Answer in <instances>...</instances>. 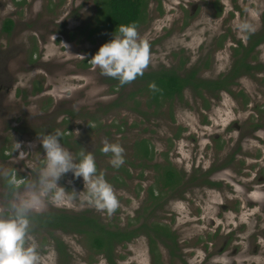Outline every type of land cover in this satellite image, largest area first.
I'll return each instance as SVG.
<instances>
[{"label": "rangeland", "instance_id": "rangeland-1", "mask_svg": "<svg viewBox=\"0 0 264 264\" xmlns=\"http://www.w3.org/2000/svg\"><path fill=\"white\" fill-rule=\"evenodd\" d=\"M95 13V0H0V213L6 214L8 202L25 191L44 164L38 137L52 129L65 130L81 150L91 152L97 174L111 185L117 203L111 209L98 208L85 198L82 179L67 172L57 183L69 195L78 194L60 205L45 198V207L36 213L54 209L87 213L108 228L162 223L175 240L155 243L161 264H225L229 223L224 207L231 195L225 185L230 177L222 164L234 150L264 155V126L261 142L253 135L238 139V132L251 127L245 121L248 114L264 105V69L239 76L230 92L216 97L205 91L200 97L187 88L181 99L155 111L146 107L143 97L128 98L134 86L111 87L109 76L89 60L111 39L103 28L89 34ZM143 18L136 28L149 49L143 71L174 69L182 74L198 67L199 78L211 80L231 68L238 42L248 47V36L264 29V0H146ZM6 19L13 22L8 34L1 30ZM249 61L264 66V42L251 51ZM116 101L117 106H111ZM141 140L150 147V161L137 156ZM105 142L122 147L119 167L110 164V152L101 150ZM63 147L77 160L73 149ZM20 150L27 152L23 158L17 155ZM261 164L264 167V156ZM153 165L174 168L182 176L179 185L162 187ZM8 177L18 187L12 193L3 186ZM205 180L218 185L212 187ZM150 189L158 199H149ZM236 194L244 198L242 192ZM240 217L251 221L245 226L248 232L256 229L252 217L245 212ZM30 235L39 264H108L94 254L84 235L60 231L51 235L47 230ZM54 239L63 243V256ZM148 246L141 234L118 244L113 258L116 264H150Z\"/></svg>", "mask_w": 264, "mask_h": 264}, {"label": "trees", "instance_id": "trees-1", "mask_svg": "<svg viewBox=\"0 0 264 264\" xmlns=\"http://www.w3.org/2000/svg\"><path fill=\"white\" fill-rule=\"evenodd\" d=\"M95 27L89 30V34H94L100 28L106 30L110 35L116 34L115 28L121 24L134 23L136 28L141 24L145 15L146 0H95ZM13 22L6 19L2 22L1 30L10 33ZM225 38V37H223ZM249 45L243 47L240 42L233 49V63L231 68L220 77L211 80L201 79L198 76L199 68L192 67L180 74L174 69H159L151 71H143L134 80L125 84H120L117 79L109 77L107 81L111 83V87L125 88L128 85L134 86V90L129 93V99L135 100L137 96L143 97L145 105L155 111L159 110L164 103H168L174 99H181L183 92L190 88L194 95L202 96V91L216 97L220 91L230 92L229 86L241 75L257 73L264 69L261 64L251 65L249 54L251 51L264 42V29L257 34L248 36ZM222 43L219 44L221 46ZM184 64L182 65V67ZM257 71V72H255ZM150 82L157 85L158 90H152L148 87ZM40 87L36 88L39 91ZM117 101L111 106H117ZM139 104V103H136ZM73 114V113H71ZM90 122H97V119L90 118ZM89 122V123H90ZM60 132L61 145L71 148L75 151L77 160L80 158L81 148L77 141H71V135L65 133V130H57ZM56 132L55 129L51 133ZM136 153L139 159L150 161L152 153L146 141L141 140L136 144ZM95 163V162H94ZM96 170L97 165L95 163ZM159 172V179L162 187L174 189L179 185L182 177L180 173L170 165L161 170L153 165ZM127 175V172H124ZM3 183L9 193L18 189V187L8 182ZM216 185V184H211ZM154 190H149V199H158L153 195ZM49 232L51 235L54 231L63 233L84 235L88 238L91 249L94 254L102 255L108 264H116L113 258V252L118 244L129 242L134 237L144 234L151 243V251H155V243L159 236L165 233L169 234L167 226L157 225L152 228L147 227L144 223L139 227L125 228H108L105 224L99 223L97 218L87 213H70L67 211L54 209L46 213L32 212L29 214V231L30 233H38L40 231ZM156 238V239H154ZM57 244V252L63 256L65 252L63 243L60 239H54Z\"/></svg>", "mask_w": 264, "mask_h": 264}, {"label": "clouds", "instance_id": "clouds-1", "mask_svg": "<svg viewBox=\"0 0 264 264\" xmlns=\"http://www.w3.org/2000/svg\"><path fill=\"white\" fill-rule=\"evenodd\" d=\"M115 31L116 34L112 33L111 39L102 43L89 60L104 75L125 84L143 73L149 62V49L148 44L138 38L134 23L116 26ZM52 39L54 41V34ZM60 44L67 51L68 45ZM76 55L84 59V56ZM148 87L158 90L154 82H150ZM59 137V131L38 137L44 164L32 183L25 186V191L8 202L6 214L0 213V264H39L37 245L29 231V214L40 212L45 207V198L54 205H60L70 202L78 194L71 191L69 195V191L57 183L64 173L71 172L74 178L82 179L83 189L86 188L85 198L98 208L111 209L117 203L111 185L102 174H97L91 152L82 150L76 160L61 145ZM15 147L20 149V144L15 142ZM101 150L112 154L109 162L113 167L123 163V149L119 144L105 142ZM26 153L20 150L17 155L23 158Z\"/></svg>", "mask_w": 264, "mask_h": 264}, {"label": "flooded vegetation", "instance_id": "flooded-vegetation-1", "mask_svg": "<svg viewBox=\"0 0 264 264\" xmlns=\"http://www.w3.org/2000/svg\"><path fill=\"white\" fill-rule=\"evenodd\" d=\"M221 92L225 91H220V93ZM263 118L264 105L254 107V112L252 111L249 113L248 117L245 119V121H249V125L251 127L246 133L238 132V139L241 141L244 137L253 135L257 138L258 142H261L263 139L259 133L264 126L262 121ZM245 141L246 140L243 142ZM240 145L242 146V143H240ZM263 156L264 155L262 153L243 155L234 150L230 154H227V159L222 164L224 171L226 174H229L230 177L228 181H225V185L230 191L229 194L231 196L235 195L234 197H227L228 201L224 207L226 213L225 218L229 223L228 230L225 234L227 240L224 244L225 264H264V175H262L264 167L261 164ZM248 160H250L249 163H247ZM212 171L211 169L206 170L205 174L208 176ZM203 182L209 181L205 180ZM209 183L216 184L215 186L218 185V183L212 181ZM215 186L212 185V187ZM237 189L243 193L244 198H241L236 194L240 193L236 192ZM242 212H245L249 217H252L254 227H256L253 232H248V229L245 227L247 224L251 223V221H246V219L243 220V218L240 217ZM238 220L241 221L237 225ZM143 223L149 228L154 227V225H163L158 222ZM143 223L139 224L137 227ZM216 232L217 231L214 230L212 233L216 234ZM232 236L234 239H232ZM166 240H175L174 235L170 233V229L168 236L164 233L155 241H161V243L165 244ZM234 241H236L235 244L233 243ZM147 242L149 244L148 247L151 256L150 264H161L156 250L154 252L151 251V243L148 238ZM208 242L207 244L212 245L211 242ZM202 249L203 251H206V247H204V245H202ZM213 260L214 259H212V262Z\"/></svg>", "mask_w": 264, "mask_h": 264}]
</instances>
